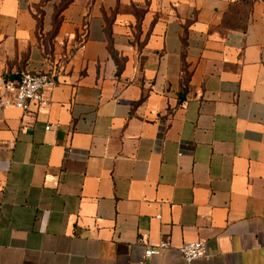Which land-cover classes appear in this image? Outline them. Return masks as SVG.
<instances>
[{
  "label": "crops",
  "instance_id": "1",
  "mask_svg": "<svg viewBox=\"0 0 264 264\" xmlns=\"http://www.w3.org/2000/svg\"><path fill=\"white\" fill-rule=\"evenodd\" d=\"M41 1L0 0V84L57 79L0 111V264H264V3Z\"/></svg>",
  "mask_w": 264,
  "mask_h": 264
},
{
  "label": "built area",
  "instance_id": "2",
  "mask_svg": "<svg viewBox=\"0 0 264 264\" xmlns=\"http://www.w3.org/2000/svg\"><path fill=\"white\" fill-rule=\"evenodd\" d=\"M56 84L55 73L44 70H25L17 79L7 78L0 84V111L11 106L18 107L24 112L30 111L33 105L40 107L47 103L45 92ZM50 127L47 126V129ZM134 248L139 254L138 262L145 264L149 259L162 255L172 246L166 239L161 240L157 245H150L142 236H138ZM178 251L189 264L195 258L208 255L203 240L185 242L178 247Z\"/></svg>",
  "mask_w": 264,
  "mask_h": 264
},
{
  "label": "trees",
  "instance_id": "3",
  "mask_svg": "<svg viewBox=\"0 0 264 264\" xmlns=\"http://www.w3.org/2000/svg\"><path fill=\"white\" fill-rule=\"evenodd\" d=\"M48 0H42L41 4L38 5L37 7V19L39 21V26L42 24V16H43V10L41 9V6L44 5ZM243 2L246 3V0H242ZM73 0H61V2L57 5L55 14H54V31L53 34L56 33L61 21H62V11L71 3Z\"/></svg>",
  "mask_w": 264,
  "mask_h": 264
},
{
  "label": "rangeland",
  "instance_id": "4",
  "mask_svg": "<svg viewBox=\"0 0 264 264\" xmlns=\"http://www.w3.org/2000/svg\"><path fill=\"white\" fill-rule=\"evenodd\" d=\"M255 1H262V2L264 3V0H246L245 8H246L247 10H249L250 7L253 5V3H254ZM243 9H244V7H242V9H241L242 12H243Z\"/></svg>",
  "mask_w": 264,
  "mask_h": 264
}]
</instances>
